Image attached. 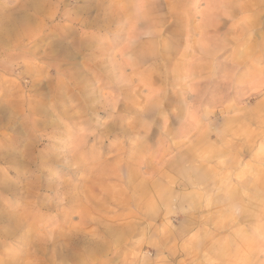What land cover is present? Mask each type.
Segmentation results:
<instances>
[{"label":"rangeland","instance_id":"obj_1","mask_svg":"<svg viewBox=\"0 0 264 264\" xmlns=\"http://www.w3.org/2000/svg\"><path fill=\"white\" fill-rule=\"evenodd\" d=\"M0 264H264V0H0Z\"/></svg>","mask_w":264,"mask_h":264}]
</instances>
